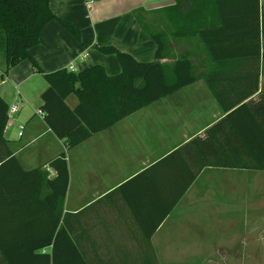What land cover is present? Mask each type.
Segmentation results:
<instances>
[{"label": "crops", "instance_id": "obj_1", "mask_svg": "<svg viewBox=\"0 0 264 264\" xmlns=\"http://www.w3.org/2000/svg\"><path fill=\"white\" fill-rule=\"evenodd\" d=\"M49 5L79 35L53 19L31 48L42 73L28 58L5 77L0 67V97L18 106L4 135L23 170L40 168L47 178L56 176L51 160L66 152L69 182L62 217L66 238L85 262L162 264L164 253L202 245L211 221L232 223L240 215L261 221L242 239L258 233L257 242L264 245V170L207 163L218 153L264 154V0H49ZM141 17L149 20V33ZM203 30H208L204 40ZM154 32L163 34V62L186 55L200 77L68 149L41 111L48 87L44 74L95 64L117 74V55L99 47L114 46L151 61L158 48ZM67 102L74 107L78 99L70 95ZM220 122L222 144L208 132ZM31 177L13 176L2 165L0 187L7 195L17 183L18 194L27 197L36 189ZM47 192L44 188L43 195ZM32 218L40 220L41 210ZM4 233L16 234L23 252L24 235L39 230ZM37 260L35 255L32 261Z\"/></svg>", "mask_w": 264, "mask_h": 264}, {"label": "trees", "instance_id": "obj_2", "mask_svg": "<svg viewBox=\"0 0 264 264\" xmlns=\"http://www.w3.org/2000/svg\"><path fill=\"white\" fill-rule=\"evenodd\" d=\"M57 18L75 35H79L73 23L53 13L49 0H0V54L5 63L4 69L1 68L3 77L26 58L31 60L36 72H43L31 48L39 43L44 26ZM140 20L149 33L147 18L141 17ZM206 34L208 30L200 31V39L204 40ZM153 37L158 48L155 59L151 61L137 60L129 52L114 46L99 47L105 53L117 55L121 64V71L117 74L107 73L104 66L99 64L77 72L62 68L44 74L48 87L41 94V111L47 125L58 138L65 141L68 149L200 77L186 55L163 62V34L154 32ZM70 95L78 99L74 107L67 102ZM9 108V104L0 97V171L2 165H8L13 176L31 174L29 179L36 182V189L24 197L18 194L17 183L10 186L7 195L0 187V264H35L32 261L35 255L38 257L36 264H87L76 245L70 238H66L62 217L69 182L66 152L63 151L50 162L56 173L54 178H47L40 168L24 171L13 146L4 135L9 121ZM221 123L212 126L208 132L215 135L216 141L222 144L217 135ZM257 126L260 127V124ZM195 141L193 139L190 143ZM243 142L247 144V141ZM212 160L207 163L264 170V154L218 153ZM44 188L48 192L43 195ZM38 210H41L42 218L33 219L32 215ZM50 212L52 218L48 216ZM7 229H37L39 233L24 235L23 244L26 249L22 252L18 251V236L5 234ZM50 245H53L51 253H36ZM21 256L23 259H20Z\"/></svg>", "mask_w": 264, "mask_h": 264}, {"label": "rangeland", "instance_id": "obj_3", "mask_svg": "<svg viewBox=\"0 0 264 264\" xmlns=\"http://www.w3.org/2000/svg\"><path fill=\"white\" fill-rule=\"evenodd\" d=\"M146 22L149 26V22ZM0 67H5L1 54ZM35 92H31L29 96L37 102ZM260 209L264 211V205H261ZM252 211H257V208ZM260 222L252 217L248 220L241 219V215L239 219L233 218L232 223L227 219L213 220L210 237H203L207 240L196 246V250L164 253L160 261L162 264H264V245L262 240L257 242L258 233L248 240L242 239L243 233L251 231ZM219 243L223 244V247L218 246Z\"/></svg>", "mask_w": 264, "mask_h": 264}, {"label": "built area", "instance_id": "obj_4", "mask_svg": "<svg viewBox=\"0 0 264 264\" xmlns=\"http://www.w3.org/2000/svg\"><path fill=\"white\" fill-rule=\"evenodd\" d=\"M69 70L76 71L74 66H72V65L69 66ZM17 111H18V106L16 104L11 105L9 108V117H12V114H15ZM22 134H23V127L20 126V135H22Z\"/></svg>", "mask_w": 264, "mask_h": 264}]
</instances>
